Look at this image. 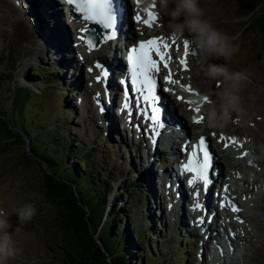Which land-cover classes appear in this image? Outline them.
Listing matches in <instances>:
<instances>
[{"label":"rangeland","instance_id":"374dc122","mask_svg":"<svg viewBox=\"0 0 264 264\" xmlns=\"http://www.w3.org/2000/svg\"><path fill=\"white\" fill-rule=\"evenodd\" d=\"M1 1L11 13H14L13 5L8 3L10 0ZM127 1L130 3V8H133V1ZM16 2L18 3V0ZM234 2L236 0H198V6L204 11V19L208 20L214 28L231 37V43L238 45L239 48V51L230 59H212L209 63L224 65L230 73H243L247 77L236 93L240 98L241 111L232 112L223 127H208L207 130L212 132L206 131L204 135L207 136L208 142L216 152L218 143L215 139L216 134L213 135L216 128L225 134H238L240 132L238 129L243 130L240 135L247 137L250 148L254 143L257 155L262 159V163L254 164L253 171H262L263 169L261 178L263 181L259 180L258 189H254V177L247 171L245 179L242 174H239L236 178L237 181L229 182L235 191H246L251 188L255 193V196L247 199V201L249 200L247 204H241V212H244V216H246L245 223L241 225L246 231L245 236L248 238V242L233 238L232 247L223 249L222 256L215 258L210 253L214 243L201 251L199 246L203 243L202 241L207 239L204 238L197 226L193 228L190 223V220L193 219V211L187 207L188 204L184 203L185 219H179L177 222V216L172 218L167 211V206L163 205V195L160 191L162 186L157 185L154 189L151 183L150 186L148 185L151 189L147 186L144 176L147 175L146 170L149 171V168L144 169V165L147 161L145 157L149 154L146 155L141 151L139 157L131 144V141L135 143L134 140H131L130 136L128 137L122 130V125L116 137L111 136L106 123L110 117L108 112L103 111L107 117L102 116V118H105L106 121L101 119L106 124L103 125L100 122L101 117L98 118L94 108L90 107V105H94L93 100H90L89 97L85 98L87 89L92 87L86 70L79 69L78 64L76 65L67 52L66 59L69 57L72 62H61L63 48L56 55L55 46L53 48L49 46L51 40L54 39L53 35H42L41 45H38V50L46 58L31 54L30 49H24L26 41L30 43V38L27 33H24L22 25L12 27L7 16L0 17V208H3L9 215V222L12 225L8 230L9 234H12L13 240L17 242V247L21 249L20 255L10 261V264H70L67 259L71 254L70 248L64 243L65 234L60 230L59 222L56 221L57 215L61 213V199L59 197L49 199L44 194L45 174L52 175L53 173L58 177H63L69 165H76L73 157L66 159L62 166L53 159L56 156L54 150L58 144L53 142L55 138L52 140L50 137L57 135H62L68 142H72L70 148H75L74 140L81 138L85 145L82 147L81 155L85 153L84 150H88V157L93 163L105 159L102 173H106L113 186L108 198L109 204L126 201L119 194L118 188L121 189L124 185H128L127 180L135 183L129 182L135 188L133 193L135 197L139 195L138 193L143 194V201L140 205L130 206L129 221L132 222L135 231L141 233L146 228L145 221L143 218L141 220V216L147 210L146 207L155 212L156 219L155 221L150 220L152 230L148 231L150 236L145 242L147 241L148 244V241L157 240L161 243L157 244L159 252L152 248L154 258L149 260L150 264H264V39L253 27L254 22L251 21L253 16L246 13L239 14ZM48 3L51 4L52 9L57 10L53 2ZM50 6L47 5L48 8ZM47 7L42 4L43 15L42 17L37 15L38 27L41 26V22L46 26L52 23L51 17L47 15V12L50 14L51 10ZM125 9V13L131 11L129 7L128 11L126 6ZM35 16L34 14L33 17ZM62 21L60 19L58 22ZM167 23L168 17H163L155 29H149L146 32L148 35L143 34L142 37L169 34L172 31L167 27ZM42 33L44 34L45 31ZM182 38L191 40L189 34L185 32L184 36L177 37L178 45ZM52 45L53 43H51ZM117 47L121 48L122 43H118ZM199 56V60L194 57L187 75L193 87L209 97L207 102H204V105L208 106L211 102L216 101L217 94L224 90L226 84L222 77L210 80L204 75L201 68L204 64V53ZM38 71L42 73L38 76V80L28 79ZM65 84L69 89L73 88V84H76L79 87L78 94L75 97H70L69 93L64 97L61 96L57 90ZM159 86L165 89L162 78L159 81ZM38 87L42 90H37ZM175 92H167L171 100L175 98ZM84 99L87 100L86 104L83 103ZM65 101L69 112L63 110L62 105L65 104ZM101 102L106 107V102ZM113 112L115 113V109ZM179 113L183 114V111L179 110ZM111 116L116 122L120 120V117L117 118L113 114ZM188 120H191L189 116L186 118V122ZM25 125L38 127L39 132L46 139L48 145L46 147L43 145V147L51 154L53 168L46 166L39 159L35 161L31 159L34 155L30 150V140L24 132ZM191 131L194 132L192 129ZM72 134L74 137L71 136ZM39 141L42 143L41 140ZM25 151H29L27 159H25ZM148 153H151V150ZM158 153L160 156L157 155L158 157H155L151 162V174L153 175L148 173L151 181L153 177L158 178V171L165 168L170 170L169 164L161 162L165 159L163 154L157 150ZM225 160L226 163H229V160ZM122 162L123 165H121ZM89 170L92 172V168ZM225 170L228 171L226 167ZM150 180L149 182H151ZM136 181L137 183L138 181L143 182V184L139 185ZM188 194L186 191L187 196ZM215 194L216 192L210 194L214 201ZM236 197L237 201L243 199L239 195ZM26 203L36 206V215L31 222L19 224L15 213L19 207ZM152 215H154L153 212ZM214 220H216V226L211 224L214 226L217 236L223 237L224 230L220 227V219ZM237 222L235 223L237 224ZM94 225L92 228L95 227ZM188 225V230H186ZM17 228L19 231H15ZM196 229L198 237L192 233ZM229 232V229L226 228V233ZM239 234L242 236V231ZM147 244H144V249L148 254ZM258 249L261 251L260 255H258Z\"/></svg>","mask_w":264,"mask_h":264},{"label":"bare ground","instance_id":"6f19581e","mask_svg":"<svg viewBox=\"0 0 264 264\" xmlns=\"http://www.w3.org/2000/svg\"><path fill=\"white\" fill-rule=\"evenodd\" d=\"M49 0H18V3L16 0H10L8 2L10 5H13L12 10L14 13H11L6 6L2 4V1L0 0V17H8V21L10 26L17 27L19 25H22L24 28V33L28 34L30 38L29 41H26L25 48L26 50L30 49L31 54L38 55L39 57H45L46 56L38 50V45H41V36L42 35H53L54 39L51 40L49 43V46L57 49L56 55L59 54V50L63 48L61 51V62L70 63L72 62V59L69 57L66 59L67 55H70L73 58V61L76 62V65L78 64L79 69L86 70V73L89 75V81L90 85H92L91 88H88L85 93V98L89 97L90 100H93L95 103H97V94L99 93V103L100 106L103 108L105 105L101 101H105L106 107L104 108V112H108L110 114L109 120L106 121L105 118H102V116H106V114H101V119L105 120L107 123V126L109 125L110 121L112 120L111 115H115L114 112H111V106H113V103L115 101L117 93H119L120 89L118 84L113 81L114 78L117 76V72L120 69V63L116 57L117 49H113V47H110V43H101L99 47L94 50L93 52H88L87 49L84 47V45L77 39V36L81 35L80 29L84 27L83 22L80 19H76L74 21L69 20L68 18H65V15L63 14L62 10L58 7V2H54L57 10L52 9V7L49 5ZM133 1V15L130 14V12L122 14V19L119 20L117 29L119 30V35L116 39L120 40L119 37L123 38L125 42H128L129 40H141L143 39L142 35L146 34V32L149 31V29H155L156 26L160 24L161 17L159 13L158 5H154V14L156 15L157 19L153 23L152 27H145L143 25H138L134 21V17L137 14H140L142 19H144V12L145 9H150L147 7L148 0H139V4ZM4 3V2H3ZM52 3V2H50ZM125 6L128 11V7L130 10V3L127 0H124ZM42 4L47 7L50 6V14L47 12V15L51 17L52 23L46 26L43 22H41V26H37L38 17L37 15L41 16L43 15V8ZM153 7V6H152ZM48 8V7H47ZM48 8V9H49ZM12 9V8H10ZM34 14L36 15L35 17ZM129 15V16H128ZM37 17V18H36ZM63 19L62 22H58L59 20ZM62 23V24H61ZM157 24V25H156ZM63 28V29H62ZM45 33L43 34L42 32ZM48 31V33H46ZM184 36V35H183ZM150 37V36H149ZM147 37V38H149ZM182 37V36H181ZM150 38H162L165 42L169 43L171 45L169 54L172 57V61L170 63V68L173 72V78L180 81L179 84L176 85H169L164 83V86H166L169 89V93L175 92L176 95H182V100L177 101L175 98L173 100L170 99L169 94L163 95L164 101H166L167 107L164 111V128L159 129V134L157 135L155 139V146H153V141L147 135L148 132V122L143 119L142 116H138L135 107L132 109V118L129 121L127 115H123V121H126V127L129 128L131 134L129 135L131 140H134L135 143L131 144L135 148V152L140 157V152L142 151L147 157V161L145 162L144 169L146 170L147 175L148 173H152V163L155 157H158L157 155V149L160 147H167L171 149L170 157L174 156V158L180 156L181 150H182V144L184 143L183 139L186 136H196L198 134H203L207 130L208 126L205 125V120H203L200 124L193 123V117L199 118L200 116H203V110L201 109L199 113H196L192 111L193 108H196L197 105L195 103L188 104L186 101H195L197 97L203 95L200 91H198L197 88H194L191 81L189 80L187 71L183 70V67L179 64V60L181 58L186 59L187 63V69H191V65L193 63L194 57H196L199 60V53H196V50L194 49L191 40L189 38H182V40L177 42V36L173 34V32H169V34L166 35H159L157 37L151 36ZM173 39H175V44H173ZM187 39L189 41V56L184 57L183 56V41ZM70 42V43H69ZM51 43L53 45L51 46ZM71 46H69V45ZM130 45V42L128 43ZM73 45V46H72ZM58 47V48H57ZM112 50V51H111ZM51 51V50H50ZM27 52V51H24ZM65 52V53H64ZM112 53V59H108V55ZM191 53H194L195 55H192ZM55 54V53H53ZM76 55V56H75ZM197 55V56H196ZM60 57V56H59ZM50 60V58H49ZM96 64H101L104 68V70L107 72V81L105 83H98L96 80V76L99 74L98 70L95 68ZM197 66V65H196ZM92 67L93 71L90 73L88 69ZM74 68V67H73ZM77 73V72H76ZM79 75V74H77ZM167 75V70H163L158 76L162 77ZM164 82V81H163ZM183 86H188L192 89V92L195 93V95L190 94L189 92L184 91ZM106 90V91H105ZM164 93V92H163ZM205 96V95H203ZM172 98V97H171ZM209 99V97H207ZM86 99L83 100V103L86 104ZM90 105V102H88ZM205 104V103H204ZM206 106V105H204ZM99 109V107L95 106V109ZM117 110V109H116ZM179 110L183 111V114L179 113ZM125 113V112H124ZM190 117L191 120H188L186 122V118ZM107 117V116H106ZM105 121H100L103 125ZM124 121V122H125ZM105 123V124H106ZM123 125V123H122ZM202 125V126H201ZM110 126V125H109ZM133 127V129H132ZM137 128H139V131H137ZM132 129V131H131ZM191 129L194 131L192 132ZM240 132L238 134H228V133H222L218 128H216V131L214 134H216V140L218 141V138L220 135H224L225 137H236V139L239 141L243 147H236V146H230L229 148L225 149L223 147V143H218L217 151L213 152L214 156V165L213 169L214 172H210V180L211 183L209 184V187L207 191L205 192V198L203 200H200L201 203H204L203 207H205V210L203 213L197 215V219L200 218L203 219V225L205 226L206 230L203 233L206 241H202L200 249H207L208 246L212 243H215L217 245V238L218 234L216 233V230H214V226H216V220L214 219H220L221 221V228L225 231L226 228H230V231L233 232L232 237L235 238V240H241L247 241L248 238H246L245 234L246 231H244V227L241 225V223L237 222L236 217L238 216L239 219L243 220L245 223V217L244 212L241 211L239 213H232L227 208H220V203L222 200L227 197L228 199H231L232 202H234L238 208L242 210V206L239 202H237V197H242L245 202L248 198H252L255 196L254 190L247 189L246 191L241 190H234L231 187V184L229 182L231 181H237L236 179L239 174L243 175V178L245 179L246 172H250L251 175H253V184H255L254 189H258V183L262 178V171H253L254 164L262 163V159L260 156L257 155V149L252 144V147H249V143L247 142V137H244L241 134L243 130L238 129ZM212 132V131H209ZM251 137V136H250ZM179 145V147H177ZM236 151H233L235 150ZM151 150V153H148V151ZM248 153L247 156H244V159H240V157L243 155V153ZM227 154V155H226ZM241 154V155H239ZM239 155V156H238ZM229 160V163H226V160ZM251 161V163H249ZM158 163V160H156ZM262 165V164H261ZM228 171H224V169ZM143 170V169H142ZM142 174V172H141ZM144 176L148 183H151V186L156 188L158 185L159 187L162 186L161 195H163V205L167 206V211L169 215L174 218L176 217L177 222H179V219H185V209H184V203H187L189 201V197L186 195L189 193L190 198H194V195L196 193L201 194L202 188L200 184L195 185L194 187L187 186L188 189L185 188V186L181 185L179 182V178L181 175L178 173L175 165L171 166L170 170L168 168L162 169L158 171V178L153 177L152 181L148 176ZM153 175V174H151ZM149 180L151 182H149ZM260 180V181H259ZM227 185L228 192L225 193L223 191L224 186ZM218 190V191H216ZM163 191V192H162ZM210 192H217V198H216V204L214 202L213 196L210 195ZM245 192V193H244ZM152 195V194H151ZM211 197H210V196ZM154 197V196H153ZM162 199V197H161ZM162 203V201H161ZM160 203V204H161ZM160 206V205H159ZM217 208H220V212L217 210ZM196 219V220H197ZM175 220V221H176ZM174 221V222H175ZM186 221V220H185ZM184 221V222H185ZM237 222V224L235 223ZM192 226L195 224V220L192 219L191 221ZM213 223V225L211 224ZM243 223V224H244ZM185 224V223H184ZM187 225V224H186ZM218 225V224H217ZM188 226H186V230H188ZM212 227V228H210ZM242 231V236L239 234V232ZM197 231L193 230L192 233L195 237H198ZM224 235V234H223ZM221 237V236H220ZM223 241L226 244V248L232 247V240L226 237V234L224 236ZM251 241V239H249ZM220 242V241H219ZM248 242V241H247ZM216 247V248H217ZM258 255H260L259 252L260 249L257 250Z\"/></svg>","mask_w":264,"mask_h":264},{"label":"trees","instance_id":"16d2710c","mask_svg":"<svg viewBox=\"0 0 264 264\" xmlns=\"http://www.w3.org/2000/svg\"><path fill=\"white\" fill-rule=\"evenodd\" d=\"M234 5L239 14L244 15L246 13L253 16L251 19L254 22L253 27L264 39V0H236ZM39 71L33 73L28 79L38 80V76L42 74ZM38 89L39 91L42 90L39 87ZM57 91L63 97L68 93L70 97H75L79 87L73 84V88L70 87L69 89L68 85L65 84L61 85ZM62 107L63 110L69 112L66 101ZM24 132L30 140V150L34 155L31 159L34 161L39 159L46 166L53 168L52 158L50 159L51 154L43 147V145L46 147L48 143L39 132L38 127L25 125ZM116 134L117 130L111 136L116 137ZM71 136L74 137L73 134ZM53 138H55L53 142L58 144L54 150L56 156L53 158L57 160L56 163L62 166L66 159L73 157L75 158L74 164H76L74 166L69 165L67 173L65 172L63 177H58L53 173V177L48 173L44 175L46 177L44 194L49 199L54 197L61 199V213L57 215L56 221L59 222V228L65 234L64 243L70 248L71 254L67 258L69 263L150 264L149 260L154 258L152 250L156 249L159 252L157 244L161 242L157 240L148 241V244L147 241L145 242L150 236L148 231L152 230L150 220L155 221L156 219L153 209L146 207L147 210L141 216V220L143 218L146 224V228L141 233L135 231L132 222L129 221L130 206L136 207L143 201V194L138 193L137 197L133 194L135 188L130 183H135L127 180L128 185H124L121 189L118 188L119 194L126 199L125 202L119 201L109 204L108 198L113 186L106 173H102L105 159L93 163L88 157V150H84L85 153L81 155L82 147L85 146L81 138L74 140L75 148H70L72 142H68L62 135L50 137L52 140ZM28 153L29 151H25V159H27ZM90 168H92V172L89 170ZM137 184L142 185L143 182L138 181ZM93 225L95 227L92 228ZM144 244H147L148 254L145 252Z\"/></svg>","mask_w":264,"mask_h":264},{"label":"snow or ice","instance_id":"6c2138e0","mask_svg":"<svg viewBox=\"0 0 264 264\" xmlns=\"http://www.w3.org/2000/svg\"><path fill=\"white\" fill-rule=\"evenodd\" d=\"M139 4V0H135ZM65 3L72 6L71 10L79 13V19L84 22V27L80 29L81 35L77 36V39L86 46L88 52H93L99 47V44L106 43L116 39L118 21L122 11V0H65ZM154 7V5H153ZM147 13V19H142L140 14L135 15L134 21L138 25L145 27H152L157 17L148 9H145ZM88 25L99 26L100 31H97L96 27H89ZM175 44V39H173ZM171 45L165 42L162 38H151L147 40L139 41L136 46L129 49L127 54V73L131 82V92L135 94L134 103L138 116H142L145 121L148 122V131L153 133L150 137L155 146V136L159 134V129L164 127L161 122V107L159 106L160 97L157 94L158 87V75L167 70V75L163 76V81L169 85L179 84L180 81L173 78V72L170 68L172 57L169 54ZM195 55L194 53H191ZM183 56L186 58L189 56V41L185 39L183 41ZM179 64L183 67L184 71H187L186 59L181 58ZM95 68L98 70L96 80L98 83H105L107 81V72L104 70L101 64H96ZM88 71L91 73L93 68L90 67ZM125 84V81H121ZM184 91L195 95L192 89L188 86H183ZM106 91V90H105ZM165 92L169 89L165 88ZM97 101L99 102V93L97 94ZM181 100L182 97H177ZM208 98H205L207 102ZM188 104H193V101H186ZM99 106V103H98ZM133 99L129 96V89L124 88L123 103L121 111L126 112L128 120L132 118ZM99 111L103 113L104 108L99 106ZM192 111L199 113V108H193ZM204 120L203 116L199 118L193 117V123L200 124ZM139 131V128H137ZM215 135V134H213ZM218 143H223L225 149L230 146L243 147L236 139V137H225L220 135ZM191 152L188 153V159L181 165V174H191L188 179L189 187H194L197 184H202L205 191H207L211 180L209 178V170L212 168L213 155L210 152V146L206 142L204 136L199 138L196 144L191 145ZM188 145L184 147V151L187 152ZM248 153H243L240 157L242 159L247 156ZM251 163V161H249ZM223 191L228 192L227 185L224 186ZM220 208L229 209L232 213H239L241 211L237 205L232 202L231 199L225 197L220 203ZM203 206L199 200V193L194 195L193 211H202ZM239 223H244L243 220L236 217ZM203 219L199 223H203Z\"/></svg>","mask_w":264,"mask_h":264},{"label":"clouds","instance_id":"9594fccd","mask_svg":"<svg viewBox=\"0 0 264 264\" xmlns=\"http://www.w3.org/2000/svg\"><path fill=\"white\" fill-rule=\"evenodd\" d=\"M158 5L161 18L168 17L167 27L178 38L187 32L196 53H204L201 66L204 75L210 80L222 77L226 86L217 94L216 101L204 106L206 96H199L193 101L203 110L208 127H223L232 112L241 111L240 98L236 94L247 77L243 73H230L224 65L209 63L212 59H230L238 51V45L231 43V37L214 28L204 19V11L198 6V0H148L147 7ZM19 224L32 221L36 215V206L26 203L16 210ZM9 215L0 208V264H10L20 255L21 249L13 240L9 229ZM19 231V228L15 229Z\"/></svg>","mask_w":264,"mask_h":264},{"label":"water","instance_id":"95a60500","mask_svg":"<svg viewBox=\"0 0 264 264\" xmlns=\"http://www.w3.org/2000/svg\"><path fill=\"white\" fill-rule=\"evenodd\" d=\"M89 27L91 28V27H95V26H93V25H89Z\"/></svg>","mask_w":264,"mask_h":264}]
</instances>
